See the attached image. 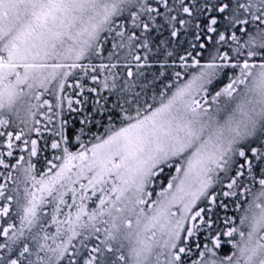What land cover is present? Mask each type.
<instances>
[{
  "label": "snow or ice",
  "instance_id": "1",
  "mask_svg": "<svg viewBox=\"0 0 264 264\" xmlns=\"http://www.w3.org/2000/svg\"><path fill=\"white\" fill-rule=\"evenodd\" d=\"M0 264H264V0H0Z\"/></svg>",
  "mask_w": 264,
  "mask_h": 264
}]
</instances>
